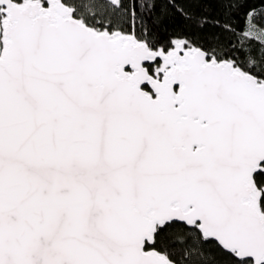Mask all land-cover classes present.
<instances>
[{
	"label": "snow or ice",
	"instance_id": "6c2138e0",
	"mask_svg": "<svg viewBox=\"0 0 264 264\" xmlns=\"http://www.w3.org/2000/svg\"><path fill=\"white\" fill-rule=\"evenodd\" d=\"M0 264H264V0H0Z\"/></svg>",
	"mask_w": 264,
	"mask_h": 264
}]
</instances>
